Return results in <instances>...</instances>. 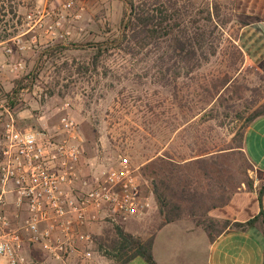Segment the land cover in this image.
<instances>
[{"label": "rangeland", "instance_id": "1", "mask_svg": "<svg viewBox=\"0 0 264 264\" xmlns=\"http://www.w3.org/2000/svg\"><path fill=\"white\" fill-rule=\"evenodd\" d=\"M66 1H72L69 10L63 7ZM126 1H25L19 9L25 35L0 44V148L7 112L19 128L51 134L59 132L62 117L71 118L83 141L86 177L116 166L119 157H127L137 169L143 188L152 194V206L120 228L139 230L134 237L146 240L167 214L201 221L222 186L238 189L246 179H264L238 148L246 119L264 105V65L243 60L235 41L232 0H170L198 19L206 9L214 14L210 46L204 48L199 68L188 74L187 64L177 61L171 50L150 45L130 56L104 54L96 71L80 70L93 61L87 44L116 36ZM134 1L157 7L164 0ZM201 157L214 163L209 178L191 162ZM167 168L171 171L163 177L164 189L171 210L162 209L166 214L160 215L150 181L153 171ZM170 172L181 176L179 186ZM209 188L207 199L192 194L204 195ZM10 199L0 197V213L18 224L22 219ZM113 230L105 224L92 229L97 247L111 245ZM21 254L23 264H49L26 242ZM0 264H7L6 258L0 257Z\"/></svg>", "mask_w": 264, "mask_h": 264}, {"label": "built area", "instance_id": "2", "mask_svg": "<svg viewBox=\"0 0 264 264\" xmlns=\"http://www.w3.org/2000/svg\"><path fill=\"white\" fill-rule=\"evenodd\" d=\"M72 1L63 7L71 8ZM58 133L19 128L7 112L0 148V197L11 196L20 223L0 213V257L23 264L24 243L49 264H104L97 249L98 225L120 227L144 216L152 194L127 157L99 176L83 173L82 138L62 117Z\"/></svg>", "mask_w": 264, "mask_h": 264}, {"label": "trees", "instance_id": "3", "mask_svg": "<svg viewBox=\"0 0 264 264\" xmlns=\"http://www.w3.org/2000/svg\"><path fill=\"white\" fill-rule=\"evenodd\" d=\"M25 1L0 0V44L10 42L21 35H25L23 30L24 20L19 14V9L25 5ZM124 3L125 9L122 13L116 36L100 43L87 44V49L93 52V61L91 66L82 65L79 67L80 70L89 71L91 68V70L96 71L97 63L104 54L120 52L130 56L135 55L138 50L148 48L150 45L155 47L163 45L165 50H171L173 57L177 61L187 64L189 69L188 74L201 66L204 48L210 46L208 44H210L213 33L209 26L213 23L214 14L210 10L206 9L205 16L202 19H198L196 15L188 13L185 9L178 8L177 3H171L170 0L162 1L157 7H153L151 4L143 3L142 1L135 3L134 0H127ZM210 49V54L214 55L215 50L213 46ZM45 51L47 52L48 49ZM202 59L205 60L203 57ZM263 115L264 105L251 113L246 119L243 130L254 119ZM238 136L241 141L238 148L242 149L243 131H239ZM191 162H193V165L199 166L203 175L209 178V172H212L211 165L214 164L212 159L201 157ZM169 166L172 167L171 164ZM168 171H171V168L161 169V173L153 171L154 179L150 181L151 191L156 199L160 215L166 214L162 209L171 210L170 200L167 199L166 189H164L166 182L163 178ZM170 174L172 179L178 178L174 180H176L177 186H179L181 184V176L173 177L172 172ZM157 183H159V186ZM244 185L247 189H251L253 181L246 179ZM235 191H237V188L230 189L222 186L220 194L216 197V202L210 205L207 211L215 206L224 205ZM210 192L209 188L204 195L201 193L197 194L196 191H193L192 194L193 196H200L204 200L207 199L206 197ZM178 208V206L173 207V209ZM167 216L163 220L164 222L160 224L161 226L181 219L179 215H172L170 217L167 214ZM195 223L197 226L201 225L204 228L210 240H213L228 227V223L216 224L208 218L201 221L197 220ZM233 226L237 228L241 227L239 224ZM151 246L152 236L146 240H142L141 238L134 237L129 232H124L120 227H114L111 245L107 247L108 249H103L101 246L97 247V249L107 258L113 259L116 264H126L134 258H141L147 264H155L151 255Z\"/></svg>", "mask_w": 264, "mask_h": 264}, {"label": "crops", "instance_id": "4", "mask_svg": "<svg viewBox=\"0 0 264 264\" xmlns=\"http://www.w3.org/2000/svg\"><path fill=\"white\" fill-rule=\"evenodd\" d=\"M232 3L238 26L235 41L243 60L251 66H262L264 0H232ZM241 151L255 173L264 177V115L246 127ZM261 181L264 179L254 180L251 189L238 188L224 205L207 212V218L214 223H228L226 230L213 240L201 225L187 218L157 226L151 234L154 263L264 264V186L261 188ZM236 224L241 227H234ZM133 230L130 232L136 236L139 230ZM103 263L116 264L106 256ZM126 264L147 263L134 258Z\"/></svg>", "mask_w": 264, "mask_h": 264}]
</instances>
